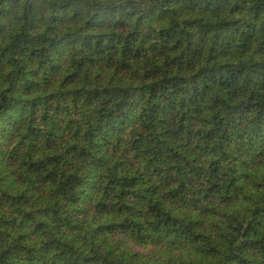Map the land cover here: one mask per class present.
<instances>
[{
  "label": "trees",
  "instance_id": "1",
  "mask_svg": "<svg viewBox=\"0 0 264 264\" xmlns=\"http://www.w3.org/2000/svg\"><path fill=\"white\" fill-rule=\"evenodd\" d=\"M0 264H264V0H0Z\"/></svg>",
  "mask_w": 264,
  "mask_h": 264
}]
</instances>
